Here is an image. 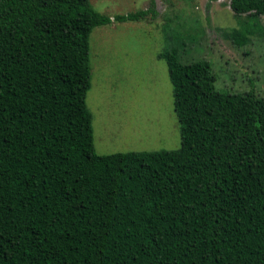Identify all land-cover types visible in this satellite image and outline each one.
<instances>
[{
    "label": "trees",
    "instance_id": "trees-1",
    "mask_svg": "<svg viewBox=\"0 0 264 264\" xmlns=\"http://www.w3.org/2000/svg\"><path fill=\"white\" fill-rule=\"evenodd\" d=\"M154 5L111 19L89 0H0V264H264V98L165 51L180 147L95 152L90 34ZM228 8L255 18L264 0Z\"/></svg>",
    "mask_w": 264,
    "mask_h": 264
},
{
    "label": "rangeland",
    "instance_id": "rangeland-1",
    "mask_svg": "<svg viewBox=\"0 0 264 264\" xmlns=\"http://www.w3.org/2000/svg\"><path fill=\"white\" fill-rule=\"evenodd\" d=\"M156 17L94 27L86 106L100 156L162 152L180 147L179 123L166 63L174 49L182 63L205 61L218 92L264 98V15L235 17L229 0H154ZM113 19L150 8L152 0H89ZM247 36L236 45L231 31Z\"/></svg>",
    "mask_w": 264,
    "mask_h": 264
}]
</instances>
